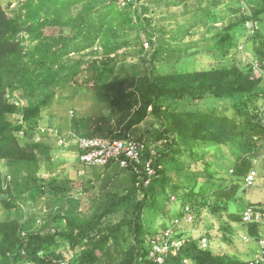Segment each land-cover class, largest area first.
I'll return each instance as SVG.
<instances>
[{
  "label": "rangeland",
  "instance_id": "obj_1",
  "mask_svg": "<svg viewBox=\"0 0 264 264\" xmlns=\"http://www.w3.org/2000/svg\"><path fill=\"white\" fill-rule=\"evenodd\" d=\"M11 1L14 0H3L9 13H13L16 7L14 2L9 5ZM26 7H30L34 31L23 33L21 40L30 79L34 80L35 85H27L22 90L25 92L23 97L21 91L12 94L11 99L22 106L37 104L53 95L51 104L43 111V117L36 120L38 127L35 130L30 128L34 130L30 136H35L39 141L41 136L37 131L47 128L58 129L67 136L69 146H59L57 142V148L52 152L55 171L44 173V177L48 180L57 179L63 190L68 192L69 198L35 196L34 184L22 180L27 176L26 173L15 176L5 162H0V182L10 176L12 182L18 180L20 185L16 194L5 195L6 199L15 198V206L8 212L0 204L1 219L20 217V213L24 214L25 210L26 219L35 214L41 217V223L46 219L47 222L49 216H58L62 212L67 223L73 219L90 220L95 214L109 208L116 199L128 195L134 187L132 172L115 167L85 166L78 157L75 141L78 135L71 130L74 118L109 117L116 131L114 134L125 129L117 125L112 116L110 101L98 94L100 84L107 79L103 71L112 72L111 78L107 79L111 81L132 80L153 69L176 74L232 67L250 70L254 65L261 68L256 45L260 38H264V13L258 22H247L248 32L245 36L232 28L238 27L245 17L251 18L255 9L264 11L263 0H28ZM47 19L54 23V27L46 30L39 27ZM60 29H63L64 37H79L75 52H63V45L58 39L62 36ZM229 29L231 35H228ZM88 39L95 42L92 47H89ZM155 50H159V54L156 64L152 66ZM257 77L264 78V71L261 70ZM215 102L206 99L177 106L165 101L163 106L205 111L212 109L213 104H219ZM230 103L225 102V107L219 111L233 115V108L237 107ZM237 104L244 112L249 109L254 116L264 118L263 100H260L259 105H250L244 100L237 101ZM149 112L148 117L132 129V133L155 152L167 154L162 162L164 164L160 163L162 169H166V179L160 184L161 188L158 187V194L149 198L145 227L156 235L160 234L181 213L182 205L192 202L196 218L191 223L183 221L180 228L185 239L200 241L208 237V246L213 242L212 239H216L217 243L213 242L211 248L224 255L241 257L249 250L257 251L258 244L255 241L248 243L244 238L247 234L241 231L236 235L233 245L226 243L225 232L221 230L224 225L207 209L199 206L201 191L208 198L212 195L207 181L229 180L225 176L230 174L229 153L224 148L210 147L209 144L192 149L183 146L177 154H170L171 148L165 145L167 140H160L162 122L151 109ZM19 136L24 145L25 132ZM254 166L258 172L256 186L248 189L245 183L241 185L231 201L230 212L222 213L221 220L225 223L230 220V214L241 213L248 204L264 203V146L260 156L254 160ZM50 189L54 187L49 186ZM143 197V191L137 192L132 203H137ZM124 212L117 211L116 215L120 213L118 218L112 214L101 222L120 220ZM58 219L61 218L57 217L56 222ZM231 224L235 228L240 227Z\"/></svg>",
  "mask_w": 264,
  "mask_h": 264
},
{
  "label": "trees",
  "instance_id": "obj_2",
  "mask_svg": "<svg viewBox=\"0 0 264 264\" xmlns=\"http://www.w3.org/2000/svg\"><path fill=\"white\" fill-rule=\"evenodd\" d=\"M13 2L16 3V7L13 13H9L3 0H0V162H5L11 174L15 176L20 177L26 173L27 176L22 180L34 184L35 196L67 199L68 192L63 190L57 179L48 180L44 177L46 173L55 171L51 157L57 148V140L42 134L39 130L37 131L41 136L39 141L35 136H30L38 127L36 120L43 117L44 109L51 104L53 95L37 104L22 106L15 104L11 99L12 94L21 93L27 85H35L34 80L30 79L25 48L21 40L23 33L34 31L30 7H26L28 0H14L9 5ZM263 13L262 9H255L251 18L245 17L238 27H233L232 30L245 36L248 32L247 22H258ZM39 27L51 29L54 23L47 19L39 24ZM231 34L232 31L229 29L228 35ZM61 35L58 39L63 45V52L66 54L75 52L79 37L75 35L64 37L63 32ZM89 41V47H92L95 42L88 39L87 42ZM256 52L261 66L259 71L254 68L244 70L232 67L167 74L153 69L132 80L111 81L107 79L111 78L112 72L103 71V76L107 79L98 88L99 96L110 101L112 116L115 117L117 125L125 128L121 133L132 132L134 127L148 117L151 109L162 122L160 140L163 138L167 140L165 145L171 148L170 154H177L183 146L192 149L209 144L210 147L224 148L229 153L230 174L225 175L229 180L211 179V183L207 181L212 195L208 198L201 191L202 201L199 206L207 209L224 225L221 230L225 232L224 240L230 245L235 243V237L240 231L250 236L253 241L264 238V227L242 222L245 208L239 214H230L228 223L221 220L222 213L230 212L231 201L234 200L246 176L255 170L254 160L260 156L264 146V118L254 116L249 109L244 112L237 104V101L242 100L250 105H259L260 100L264 102V78L257 77L261 70L264 71L263 37L256 45ZM158 54L159 50H155L151 60L152 66L156 64ZM22 94L23 97L25 92L22 91ZM206 99H213L219 104L212 103L214 107L205 111L179 110L163 106L165 101L178 106L181 103L188 104ZM225 102H231V105L237 107L233 108V115H228L227 111H219L221 107H225ZM80 118H74L71 123V130L78 136L121 137L120 132L114 134L116 131L114 132L109 117ZM21 132L26 134L23 138L26 142L24 145L19 136ZM166 154L158 151L155 155L161 179L155 180L150 187H144L142 183L140 184L141 178L133 174L135 184L128 195L116 199L109 208L95 214L90 220L73 219L67 223L64 212L58 216H49L48 221L46 222V219L43 223H39L41 217L35 214L25 219L27 214L24 215L23 212L17 218H0V264H61L71 252L75 257L69 264H157L150 258L147 244V237H154L156 234L148 230L144 223L146 210L150 204L149 198H153L155 193L158 194V187L166 179V169L163 170L160 166L163 159H166ZM257 181L258 178L253 187ZM19 186L18 180L11 182L10 190L5 192L2 190V181L0 182V204L8 212L15 206V198L6 199L5 195L16 194ZM49 186L54 189L48 190ZM139 191H143L145 197L137 203H132L133 197ZM187 204L195 206L192 202ZM246 207H254L264 214V203L248 204ZM120 210L125 211L120 220L101 222L112 214L118 218L120 213L117 215L115 213ZM57 217L61 219L56 222ZM231 223L240 227L235 228ZM168 226L169 224L164 229ZM212 240L217 243L216 239ZM213 242L211 241L209 249L202 250L200 241L188 239L180 253L168 256L165 264H250L251 259L259 251V248L257 251L249 250L241 257L224 255L216 253L211 248Z\"/></svg>",
  "mask_w": 264,
  "mask_h": 264
},
{
  "label": "built area",
  "instance_id": "obj_3",
  "mask_svg": "<svg viewBox=\"0 0 264 264\" xmlns=\"http://www.w3.org/2000/svg\"><path fill=\"white\" fill-rule=\"evenodd\" d=\"M253 68L257 71L260 70L255 65ZM40 132L56 139L59 146H69L67 136L63 135L58 129L47 128ZM120 134L121 137L111 138L76 137L75 141L80 162L90 167H115L132 172L141 178L140 184L142 183L144 187H150L160 177V167H157L155 158L157 152L145 141L137 138L132 132H120ZM257 178L258 172L256 170L250 171L244 180L246 187H253ZM11 182L10 176L4 179L2 181V190L5 192L9 191ZM173 200H175V197H173ZM24 213L26 214L25 210ZM195 218L192 207L189 204L183 205L180 216L175 217L167 228L154 237H147L150 258L157 264H165L168 256L180 253L188 240L187 238L185 239L180 228L183 225V221L191 223ZM242 222L247 225L259 224L264 227V214L254 207H247L242 213ZM244 238L248 243L253 241L250 236L245 235ZM208 241L207 237L200 239V248L202 250L209 249ZM255 242L258 244L259 251L251 259L250 264H264V238L257 239ZM74 257L75 255L72 252L67 254L61 264H69Z\"/></svg>",
  "mask_w": 264,
  "mask_h": 264
},
{
  "label": "crops",
  "instance_id": "obj_4",
  "mask_svg": "<svg viewBox=\"0 0 264 264\" xmlns=\"http://www.w3.org/2000/svg\"><path fill=\"white\" fill-rule=\"evenodd\" d=\"M256 249H254V251H255Z\"/></svg>",
  "mask_w": 264,
  "mask_h": 264
}]
</instances>
